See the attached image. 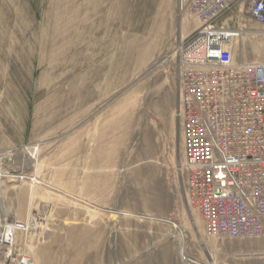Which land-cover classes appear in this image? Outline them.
Instances as JSON below:
<instances>
[{
    "label": "rangeland",
    "instance_id": "obj_1",
    "mask_svg": "<svg viewBox=\"0 0 264 264\" xmlns=\"http://www.w3.org/2000/svg\"><path fill=\"white\" fill-rule=\"evenodd\" d=\"M189 1L0 0V155L24 178L0 187L15 232L0 264H264V238L208 237L185 201ZM221 22L234 61L264 64L245 6Z\"/></svg>",
    "mask_w": 264,
    "mask_h": 264
},
{
    "label": "built area",
    "instance_id": "obj_2",
    "mask_svg": "<svg viewBox=\"0 0 264 264\" xmlns=\"http://www.w3.org/2000/svg\"><path fill=\"white\" fill-rule=\"evenodd\" d=\"M241 6L264 26V0H190L184 10L199 25L175 51L185 201L208 237L230 240L264 238V64L234 61L225 47L240 32L221 22ZM0 161L3 181L24 180ZM9 227L0 218L2 250Z\"/></svg>",
    "mask_w": 264,
    "mask_h": 264
},
{
    "label": "bare ground",
    "instance_id": "obj_3",
    "mask_svg": "<svg viewBox=\"0 0 264 264\" xmlns=\"http://www.w3.org/2000/svg\"><path fill=\"white\" fill-rule=\"evenodd\" d=\"M13 0H7V5L9 4V3H11L12 5H14V3L12 2ZM15 2V1H14ZM10 5V4H9ZM11 5V6H12ZM185 6H186V4H185ZM185 6L183 5V11H184V9H185ZM225 29V28H224ZM227 31L228 32H230V30H228L227 29ZM232 31V30H231ZM246 32V31H245ZM250 34H252V36L254 35V33H251L250 32ZM165 63V60H163L162 62H160L157 66H161L162 64H164ZM255 64H261V63H255ZM178 67H179V65H178ZM178 106H179V94H178ZM0 167H1V164H0ZM2 182H3V180L1 179V177H0V187L2 186ZM4 209V208H3ZM13 229V228H12ZM10 227L9 228H7V230L8 231H6V234L10 237V234H11V232L13 233V235H12V244L10 245V246H12L13 245V243H14V235H15V232H14V230H12ZM10 233V234H9ZM9 245H8V248L10 247ZM12 248V247H11ZM0 258H2L3 260H5L6 261V259H8V255H6V252L4 251V250H2V249H0ZM2 262V261H1ZM18 264H26L24 261H22V263L19 261V263Z\"/></svg>",
    "mask_w": 264,
    "mask_h": 264
}]
</instances>
